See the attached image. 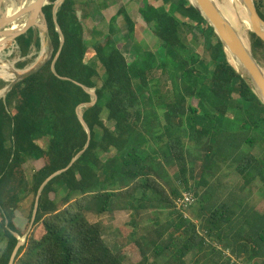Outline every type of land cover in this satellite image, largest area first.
I'll use <instances>...</instances> for the list:
<instances>
[{
	"label": "trees",
	"instance_id": "trees-1",
	"mask_svg": "<svg viewBox=\"0 0 264 264\" xmlns=\"http://www.w3.org/2000/svg\"><path fill=\"white\" fill-rule=\"evenodd\" d=\"M56 1L44 8L52 59L0 100V264L10 263L18 236H24L19 214L30 234L15 264H145L151 254L158 260L166 253L175 264H188L194 250L202 264H231L224 255L228 249L241 264L264 263V204L250 211L227 201L207 205L203 231L186 217L191 208H176L181 189L206 196L204 189L225 166L235 165L241 189L258 179L264 184V161L245 151L264 138V104L230 64L214 29L189 0H164L163 8L140 0L138 15L161 43L157 52L136 42L137 18L126 8L111 19L109 33L94 32L99 39L90 44L76 8L81 0H65L57 13L65 37L61 48ZM255 4L264 19V0ZM120 17L134 43L130 58L115 41ZM197 29L206 36L204 55L187 44ZM250 40L254 57L264 60V42L253 33ZM16 45L25 59L18 68L24 69L37 58L33 52L42 50L43 36L31 29ZM77 83L98 95L97 104L83 110L92 139L72 167L44 187L31 227L44 182L66 169L88 142L77 108L92 96ZM6 86L1 80L0 91ZM146 147L152 148L148 154ZM171 166L177 168L175 184L164 177ZM138 203L146 210H169L170 222L160 225L155 218L157 228L147 240L131 221L130 238L140 255L133 262L127 250L115 253L105 243L102 223L87 214L125 207L139 212Z\"/></svg>",
	"mask_w": 264,
	"mask_h": 264
},
{
	"label": "rangeland",
	"instance_id": "rangeland-1",
	"mask_svg": "<svg viewBox=\"0 0 264 264\" xmlns=\"http://www.w3.org/2000/svg\"><path fill=\"white\" fill-rule=\"evenodd\" d=\"M22 1V0H20ZM174 3H178L180 0H171ZM223 2V0H220ZM150 3L157 5L158 7L165 6L164 0H149ZM140 0H81V4H79L76 8L79 11H82L79 15L82 18L83 24L85 26V30L87 33V37L90 44H94L98 39L94 32L101 34H108L111 19L118 14L121 8H126L130 13L136 15V22L138 23V32L135 34L136 42L139 43L140 47H143L145 50H151L157 52L161 46L160 40L157 39L153 33L148 29L141 16L138 15ZM180 20L183 21L181 16H177ZM115 27L120 30L119 34L115 37V41L118 47L122 50V52L130 58L133 54L132 48L134 43L130 38V34L127 26L123 18H119L115 24ZM251 30H247V37L251 44L250 40ZM43 36V47L42 50L37 54L36 51L33 52V55H37V58L32 60V62L26 66L24 69L18 68L19 63L24 61V58H21L18 46L12 42L2 48L0 52V58L3 63H8L12 65L15 70L18 72L20 76H23L28 71L34 69L38 65H40L44 60L50 57V42L47 36ZM187 44L191 47L192 50L199 53L200 55H204V50L206 47V36L200 29H197L187 40ZM31 55L29 58H33ZM53 56V55H52ZM0 60V81H5L1 76V68L2 61ZM259 63L264 68V60L261 55H259ZM211 63H207L209 66ZM100 72L103 75L104 72L100 68ZM159 74V73H158ZM242 74V73H241ZM243 75V74H242ZM19 76V77H20ZM244 76V75H243ZM19 77L14 79L17 80ZM12 81V82H13ZM6 83L10 84L11 82ZM99 85H101V81H98ZM2 91V90H1ZM0 91V92H1ZM3 99L0 97V100ZM4 100V99H3ZM103 118L107 120V113L105 112ZM109 127H112V123H108ZM147 148V154L152 151V148ZM150 150V151H149ZM246 152L255 154L258 159L264 161V138L259 141L256 147H252V145L248 144ZM114 152L110 154L113 155ZM109 156V155H107ZM106 157V156H105ZM104 157V158H105ZM37 167H41V163H35ZM31 167H29V170ZM167 174L164 175L167 181H171L175 184V175L177 173V168L175 166L167 167L165 169ZM193 184L194 181H191ZM244 182L241 177L235 171V165L224 167L217 175V177L211 181L210 187L205 188L203 194L204 196L197 197L195 195L194 189L190 190L194 193L196 202L194 206L186 213L188 217H190L198 226H200V230H202L201 222L202 216H204L205 206L215 203L219 206L222 202L227 201L228 204L234 203L237 206L244 205V208L247 211H250L251 208L260 207L264 204V184L261 180H256L250 187L247 189H241ZM182 188V187H181ZM183 192L184 189H181ZM202 194V195H203ZM141 196L140 194L138 195ZM29 203V201L27 202ZM139 203L137 204L138 207ZM139 212H136L128 207L125 208H117L112 213L103 214L100 216L88 213L87 216L91 222H101L103 225V239L105 243L115 252H121L123 250L128 251V256L131 258L133 262H138L140 260V255L135 247L132 245L131 233L134 228L130 224L132 220H134L137 224V234L143 238L144 236L147 240H150L151 237L148 235L151 231H154L156 226L155 218H159V224H165L170 222L169 219V210L165 209H155L146 210L138 207ZM18 220L16 221L18 228H20L22 234L24 236H18L22 240L28 239V234H30V230L28 227V223L25 219L19 214ZM136 231V230H135ZM203 231V230H202ZM169 240V236L165 237V241ZM177 243V241H176ZM4 244H0V248H2ZM151 252H153V248H151ZM204 259H200L199 252L194 250L187 257L188 264H202L204 263ZM176 260L173 255L165 254L164 257H160L158 260L152 256H149L148 261L145 264H175ZM257 262H252L249 264H256ZM257 264H264L262 261Z\"/></svg>",
	"mask_w": 264,
	"mask_h": 264
},
{
	"label": "water",
	"instance_id": "water-1",
	"mask_svg": "<svg viewBox=\"0 0 264 264\" xmlns=\"http://www.w3.org/2000/svg\"><path fill=\"white\" fill-rule=\"evenodd\" d=\"M240 1L248 14V18L251 24V33L258 36L264 42V19L261 17L257 9L255 0ZM64 2L65 0H57L54 3V20L56 23L57 32L60 35L61 48L65 43V37L61 30V27L57 22V13L60 7L64 4ZM189 2L202 14L204 19L214 29L215 33L217 34L225 48L230 64L235 68V66L230 61L229 54H231L236 60L239 61L241 66L244 68L246 74L248 75L249 79L243 76L241 72H239L236 68L235 70L249 83V85L253 88L254 92L259 96V98L264 104V68L254 57L251 44L249 48L245 45L243 39L240 37L234 27L226 20L214 0H195V2L189 0ZM51 4L52 2H50V0H27L23 3L21 1H16V3H14L12 6L9 0H0V49L12 42L16 44L17 38L27 34L28 31L31 29H36L41 35L47 36L50 42V57L44 60L40 65H38L34 69L28 71L23 76H20L17 80L8 84V86H6L0 92L2 93V95L0 96L1 98L5 99L7 94L13 89V87L18 82L40 71L52 59L54 47L49 37V24L46 18V14L44 12V8ZM10 7L11 9H15L13 13L8 12V8ZM59 55L60 51L54 59L52 65L53 72H56L55 64L59 58ZM77 84L80 85L87 93L92 96V101L90 103L82 104L77 108V115L85 131L87 132L88 142L84 150L73 159L71 164L66 169L54 173L44 182L39 191V196L37 198L31 227L34 226L37 218L39 198L44 187L53 179L70 169L72 165L78 160V158L82 154H84V152L88 149L92 139V132L84 118L83 110L94 107L98 102V95L95 89H90L79 83ZM255 88L258 89L259 92H257ZM25 244L26 240H22L19 238V243L11 257L9 264H15V260L19 254V251Z\"/></svg>",
	"mask_w": 264,
	"mask_h": 264
},
{
	"label": "bare ground",
	"instance_id": "bare-ground-1",
	"mask_svg": "<svg viewBox=\"0 0 264 264\" xmlns=\"http://www.w3.org/2000/svg\"><path fill=\"white\" fill-rule=\"evenodd\" d=\"M10 4L16 3V1L20 0H9ZM27 0H22L21 2H25ZM195 2V0H192ZM218 7L220 8L222 14L226 18V20L234 27V29L238 32L240 37L243 39L245 45L249 48L250 42L247 37V30L251 28L250 20L248 18V14L246 12V9L242 5L240 0H223L221 2L220 0H214ZM15 9L8 8V12L13 13ZM8 45V44H7ZM2 49H0V52ZM229 58H231V63L235 66V68L241 72L246 78H248V75L246 74L244 68L241 66L238 60H236L231 54H229ZM1 60V58H0ZM2 61V60H1ZM4 61H2L3 63ZM1 76L7 81L12 82L14 79L19 77L20 75L15 70V68L8 64L3 63L1 68ZM249 79V78H248ZM256 89V88H255ZM257 92H259L258 89H256ZM2 93H0V96Z\"/></svg>",
	"mask_w": 264,
	"mask_h": 264
},
{
	"label": "built area",
	"instance_id": "built-area-1",
	"mask_svg": "<svg viewBox=\"0 0 264 264\" xmlns=\"http://www.w3.org/2000/svg\"><path fill=\"white\" fill-rule=\"evenodd\" d=\"M195 202H196V198L194 193H192L191 191H184L182 193V196L176 201V208L177 210H181V211L189 210L194 206ZM224 255L226 258L230 259L231 264H241L240 260H238L236 256L232 255L229 249L224 250Z\"/></svg>",
	"mask_w": 264,
	"mask_h": 264
},
{
	"label": "crops",
	"instance_id": "crops-1",
	"mask_svg": "<svg viewBox=\"0 0 264 264\" xmlns=\"http://www.w3.org/2000/svg\"><path fill=\"white\" fill-rule=\"evenodd\" d=\"M257 263H258V262H257ZM257 263H256V264H257Z\"/></svg>",
	"mask_w": 264,
	"mask_h": 264
}]
</instances>
